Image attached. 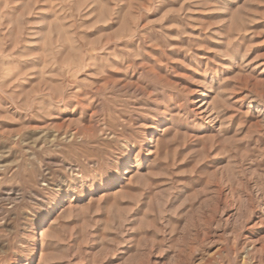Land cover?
<instances>
[{
    "label": "rangeland",
    "instance_id": "374dc122",
    "mask_svg": "<svg viewBox=\"0 0 264 264\" xmlns=\"http://www.w3.org/2000/svg\"><path fill=\"white\" fill-rule=\"evenodd\" d=\"M0 264H264V0H0Z\"/></svg>",
    "mask_w": 264,
    "mask_h": 264
},
{
    "label": "bare ground",
    "instance_id": "6f19581e",
    "mask_svg": "<svg viewBox=\"0 0 264 264\" xmlns=\"http://www.w3.org/2000/svg\"><path fill=\"white\" fill-rule=\"evenodd\" d=\"M83 95V94H82Z\"/></svg>",
    "mask_w": 264,
    "mask_h": 264
}]
</instances>
